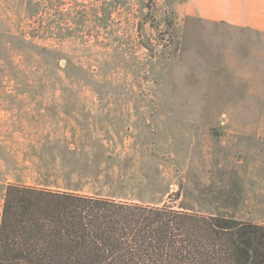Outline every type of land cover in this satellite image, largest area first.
<instances>
[{
  "label": "rangeland",
  "instance_id": "374dc122",
  "mask_svg": "<svg viewBox=\"0 0 264 264\" xmlns=\"http://www.w3.org/2000/svg\"><path fill=\"white\" fill-rule=\"evenodd\" d=\"M242 1L0 0V157L6 136L68 125L3 113L68 105L75 143L94 147L72 186L235 212L221 170L247 143L227 137L264 134V35ZM8 176L0 166V204Z\"/></svg>",
  "mask_w": 264,
  "mask_h": 264
},
{
  "label": "trees",
  "instance_id": "16d2710c",
  "mask_svg": "<svg viewBox=\"0 0 264 264\" xmlns=\"http://www.w3.org/2000/svg\"><path fill=\"white\" fill-rule=\"evenodd\" d=\"M0 264H264V225L9 183Z\"/></svg>",
  "mask_w": 264,
  "mask_h": 264
},
{
  "label": "crops",
  "instance_id": "0c3cea01",
  "mask_svg": "<svg viewBox=\"0 0 264 264\" xmlns=\"http://www.w3.org/2000/svg\"><path fill=\"white\" fill-rule=\"evenodd\" d=\"M241 6L244 15H256L260 28L259 37L264 35V0H243ZM60 106L62 109L48 112L26 110L3 113V118L14 120L24 118L68 121L66 127H44L40 130L43 134L4 137L6 139L3 143L6 145L3 146L4 155L0 157V166L7 167L11 175L4 183L96 195L84 193L81 187L72 186L73 183L90 180L89 177L81 174L78 168L83 165L85 159L82 152L89 151L93 154L94 147L87 145L88 148H84L85 146L75 143L79 128L69 126V122L74 123L78 119L75 113L78 109L68 105ZM59 110L62 112L52 113ZM69 136L76 137L73 143H68ZM227 140L231 144H248L245 145V153L241 155L240 160L234 161L233 164H228L227 161L226 166L221 170L223 179L221 191L229 198L235 197L237 209L235 212L221 211L206 215H219L240 222L264 225V134L232 135L228 136Z\"/></svg>",
  "mask_w": 264,
  "mask_h": 264
}]
</instances>
